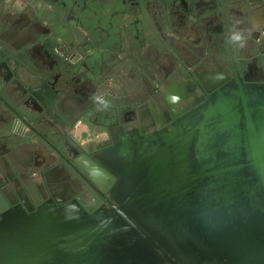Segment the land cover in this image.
<instances>
[{
    "label": "flooded vegetation",
    "instance_id": "obj_1",
    "mask_svg": "<svg viewBox=\"0 0 264 264\" xmlns=\"http://www.w3.org/2000/svg\"><path fill=\"white\" fill-rule=\"evenodd\" d=\"M231 81L264 84V0H0V224L47 202L111 209L120 139Z\"/></svg>",
    "mask_w": 264,
    "mask_h": 264
},
{
    "label": "water",
    "instance_id": "obj_2",
    "mask_svg": "<svg viewBox=\"0 0 264 264\" xmlns=\"http://www.w3.org/2000/svg\"><path fill=\"white\" fill-rule=\"evenodd\" d=\"M103 165L111 209L7 214L0 264H264V84L215 87Z\"/></svg>",
    "mask_w": 264,
    "mask_h": 264
},
{
    "label": "clouds",
    "instance_id": "obj_3",
    "mask_svg": "<svg viewBox=\"0 0 264 264\" xmlns=\"http://www.w3.org/2000/svg\"><path fill=\"white\" fill-rule=\"evenodd\" d=\"M229 42L235 43L240 48H243L246 46V37L244 36L242 31L234 28L229 36ZM93 100L96 101L98 104L103 105L104 109H107L109 107V102L105 99H102L101 97L93 96Z\"/></svg>",
    "mask_w": 264,
    "mask_h": 264
}]
</instances>
